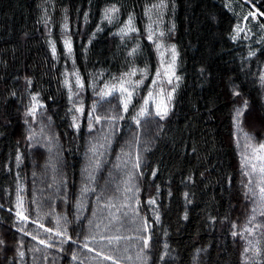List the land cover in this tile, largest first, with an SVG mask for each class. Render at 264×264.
Instances as JSON below:
<instances>
[{
  "label": "trees",
  "instance_id": "16d2710c",
  "mask_svg": "<svg viewBox=\"0 0 264 264\" xmlns=\"http://www.w3.org/2000/svg\"><path fill=\"white\" fill-rule=\"evenodd\" d=\"M160 2L0 0V264H264L237 135L264 140V0ZM130 17L139 32L121 36ZM150 21L178 54L167 114L96 124L88 107L78 124L67 73H154Z\"/></svg>",
  "mask_w": 264,
  "mask_h": 264
},
{
  "label": "rangeland",
  "instance_id": "374dc122",
  "mask_svg": "<svg viewBox=\"0 0 264 264\" xmlns=\"http://www.w3.org/2000/svg\"><path fill=\"white\" fill-rule=\"evenodd\" d=\"M104 20L106 21L105 13ZM106 22L111 23L112 21L109 22L107 20ZM154 23L150 21V25L147 26L148 38L149 29H151L152 39L149 40L154 44V48L157 53L155 58L156 69L154 73H151L150 69L148 68H145L146 70H141L142 68L138 69L134 67L127 73L115 76L111 80L105 81L104 79H98V81H94V83H92L89 87L85 86L81 80L80 82L82 84V87L77 86L75 75L76 73L74 70H72L71 73L69 72V75L67 73L66 80L68 81V84H66V86L69 90L71 104L74 106L73 115L76 117V121L78 124L81 122V118L84 115L85 109L88 107L90 108V119H88L87 121H91V119H94L96 124L100 120L97 119V117L100 116L102 118H110L111 121H109V123H113V121H116L117 117L119 118V120H121L127 110L132 106H137L135 107L137 109L133 119H136L137 117H140L142 119L144 117L147 118L148 116H155L158 105H160L161 112H163L165 108L168 112L174 95V90L172 88L176 87V82L178 78V54L175 49V61L173 63L172 47L174 46V44H167L163 41L166 34L163 33V36H161L160 31H155V29L152 28V26H154ZM122 29L124 28H120L117 30L121 36L129 33L127 29H125V32L122 33ZM134 32L138 33L139 30L136 29V31ZM166 70L167 74H165ZM157 72L161 73L159 77H157ZM152 74L154 76L151 78L150 75ZM169 79L171 80V83H168ZM140 81H142V83H139ZM122 84L123 87L127 88L128 91L132 92L131 100L128 103L127 110H125L124 108V103L127 99V93L121 92L119 90ZM149 92L152 93L151 98H149ZM138 100H140L139 105H137ZM146 100L148 101L147 104H145ZM89 101L91 103L90 106H88L87 104ZM142 108H146L147 110L145 115L140 114ZM33 110L38 111V107L35 103L32 104L28 111L32 112ZM239 118H242V116H240ZM99 123L103 124V120H100ZM135 123H137V121H135ZM244 124L246 125L245 122L242 123V125ZM87 126L89 129L93 128L91 126V123L87 124ZM110 128L111 126H109L108 130ZM247 128L254 133L259 132V128L249 123L244 127H238L237 135L239 138H242V140H244L245 142H248L247 146L251 145L247 149L245 161L251 170L250 184H252V189L253 191H255L257 187V190H259V193H261L260 189L264 188V173L260 172V168L264 166V161L259 160L257 157L260 155H264V152H257L254 150L258 149L259 145L262 144L264 140L253 134L246 135ZM94 130L98 131V128H95ZM252 165H255L256 168L253 169Z\"/></svg>",
  "mask_w": 264,
  "mask_h": 264
},
{
  "label": "snow or ice",
  "instance_id": "6c2138e0",
  "mask_svg": "<svg viewBox=\"0 0 264 264\" xmlns=\"http://www.w3.org/2000/svg\"><path fill=\"white\" fill-rule=\"evenodd\" d=\"M164 7H166V4L164 3V0H161V2H160L159 4H157V5H153V8H158V9H162V8H164ZM117 11H118V9H116L115 7L110 8V9H106V10H105V19L108 20L109 22H111V21H112V15H111V13H115V12H117ZM250 15H254V14H253V13H250ZM261 15H264V13H261ZM64 28H65V30L68 29V25H67V23H65ZM125 29H127L128 32H134V31H136V29L132 26V18H131V17L129 18L128 24L125 26ZM125 29H122V30H121L122 33L125 32ZM238 31H240L239 28H238ZM125 34H126V33H125ZM160 35L163 36V33L161 32ZM149 39H152L151 29H149ZM63 43H64V46H65V48H66L67 56H68V57H72V55H73V47H72L71 39H70V38L65 39V40L63 41ZM158 47H159V45H158ZM52 52H53V55L55 56V55H56V48H55V45H54V44H53V47H52ZM172 52H173V57H172V59H173V63H174V61H175V47H174V46L172 47ZM165 74H167V70L165 71ZM75 75H76V84H77V86L82 87V84H81V82H80V78H79L78 73H76ZM160 75H161V73L157 72V77H159ZM177 79H179V78H177ZM65 83L68 84V81L66 80ZM139 83H142V81H140ZM168 83H171V80H170V79L168 80ZM119 90H120L121 92H126V93H127V99L125 100V103H124V108H125V110H127L128 103H129L130 100H131L132 92L128 91L127 88L123 87V84L121 85V87H120ZM106 94H110V93H106ZM148 95H149V98L152 97V93H151V92H149ZM147 103H148V101L146 100V101H145V104H147ZM245 107H246V104H245ZM81 111H82V109H81ZM146 111H147L146 108H142L140 114H141V115H145V114H146ZM29 114L34 115V114H35V113H34V110H33L31 113H29ZM166 114H167V109L165 108V110H164L163 112H161V111H160V105H158V106H157V112H156V115L163 116V115H166ZM242 114H243V110H237V118H239ZM97 119H99V117H97ZM137 123H139V120H137ZM246 135H247V134H246ZM249 146H251V145H249ZM254 151H257V152H264V143L260 144V145H259V148H258V149H255ZM257 158H258L259 160L264 161V155H260V156H258ZM252 167H253V169L256 168L255 165H252ZM260 172H261V173H264V166H262V167L260 168ZM260 192H261V193H264V188H261V189H260ZM262 198H264V197H262ZM150 203H154V201H150ZM17 215H22V214H21V213H17ZM262 215H264V213H262ZM22 218H23V219H27V217H22ZM47 231L51 232L52 229H47ZM56 235H57V236H60V235H63V234L60 233V232H57ZM69 239H70V238H69ZM115 239H119V238L117 237V238H115ZM40 243L43 244V243H45V242L42 240V241H40ZM48 246L51 247L52 245H48ZM85 247H87V245H85ZM90 250H91V249H90ZM21 255H23V253H21ZM74 258H75V257H74ZM105 259H112V257H110V256H106Z\"/></svg>",
  "mask_w": 264,
  "mask_h": 264
}]
</instances>
